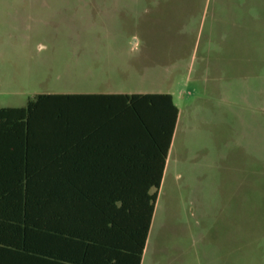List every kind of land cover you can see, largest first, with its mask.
<instances>
[{
    "label": "rangeland",
    "instance_id": "1",
    "mask_svg": "<svg viewBox=\"0 0 264 264\" xmlns=\"http://www.w3.org/2000/svg\"><path fill=\"white\" fill-rule=\"evenodd\" d=\"M83 92L179 110L141 264H264V0H0V108Z\"/></svg>",
    "mask_w": 264,
    "mask_h": 264
},
{
    "label": "trees",
    "instance_id": "2",
    "mask_svg": "<svg viewBox=\"0 0 264 264\" xmlns=\"http://www.w3.org/2000/svg\"><path fill=\"white\" fill-rule=\"evenodd\" d=\"M84 98L0 108V264L142 263L179 110L168 93Z\"/></svg>",
    "mask_w": 264,
    "mask_h": 264
},
{
    "label": "crops",
    "instance_id": "3",
    "mask_svg": "<svg viewBox=\"0 0 264 264\" xmlns=\"http://www.w3.org/2000/svg\"><path fill=\"white\" fill-rule=\"evenodd\" d=\"M68 94H80L83 95L85 98L82 99L86 106L89 105H98L106 108L108 105H114V99L110 98L113 95H124V94H145V93H102V92H83V93H68ZM99 96H105L109 98H98ZM175 134V133H174ZM167 163V162H166ZM166 168V166H165ZM150 232V231H149ZM149 236V235H148Z\"/></svg>",
    "mask_w": 264,
    "mask_h": 264
},
{
    "label": "clouds",
    "instance_id": "4",
    "mask_svg": "<svg viewBox=\"0 0 264 264\" xmlns=\"http://www.w3.org/2000/svg\"><path fill=\"white\" fill-rule=\"evenodd\" d=\"M39 47L42 49L44 46L43 45H40Z\"/></svg>",
    "mask_w": 264,
    "mask_h": 264
}]
</instances>
